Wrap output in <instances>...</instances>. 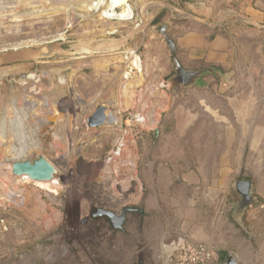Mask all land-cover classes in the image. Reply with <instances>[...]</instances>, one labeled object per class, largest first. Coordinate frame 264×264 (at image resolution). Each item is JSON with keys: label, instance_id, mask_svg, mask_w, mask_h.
<instances>
[{"label": "rangeland", "instance_id": "1", "mask_svg": "<svg viewBox=\"0 0 264 264\" xmlns=\"http://www.w3.org/2000/svg\"><path fill=\"white\" fill-rule=\"evenodd\" d=\"M101 1L0 0V55L38 52L0 66V207L12 222L0 264H171L173 241L210 244L208 264H264V0H249L257 23L231 16L209 33L211 17L199 16L208 40L229 38L224 65L189 61L164 0ZM178 22L177 34L192 27ZM161 25L185 69L214 68L202 85H169L176 65ZM100 106L109 121L89 127ZM40 156L57 177L13 175L14 161ZM239 180L252 182L242 213ZM124 207L134 211L122 229L92 217Z\"/></svg>", "mask_w": 264, "mask_h": 264}, {"label": "crops", "instance_id": "2", "mask_svg": "<svg viewBox=\"0 0 264 264\" xmlns=\"http://www.w3.org/2000/svg\"><path fill=\"white\" fill-rule=\"evenodd\" d=\"M180 2V0H164L159 7L160 9L168 10L170 13L169 21L174 20L173 23L170 22L169 31L179 49L186 53L188 59H190L189 61L195 60L199 63L206 62L224 65L230 59V40L226 35L216 33L213 39L208 40L206 38L208 32L204 33L201 26L203 19L199 18L204 12L208 15L207 17H211L212 19L204 21L207 28L206 31H209V33L212 31L210 24H212L213 28H219L223 25L224 21H230L231 16L241 15L244 17L246 14L254 23H257L262 18V12L259 9L253 8L249 0H209L210 5L205 8L203 3L200 2V11L197 10L196 6L187 5L188 3L181 5ZM183 7H186L193 14H185ZM180 19L188 20L192 27L181 34H177L180 29L184 28V24L178 22ZM125 79L128 80L129 78ZM190 175L188 177L192 179V174ZM215 191L217 196L220 193L219 186Z\"/></svg>", "mask_w": 264, "mask_h": 264}, {"label": "water", "instance_id": "3", "mask_svg": "<svg viewBox=\"0 0 264 264\" xmlns=\"http://www.w3.org/2000/svg\"><path fill=\"white\" fill-rule=\"evenodd\" d=\"M159 31L164 36L166 44L173 56L174 63L176 65V74L169 81V85L173 87H192L200 86L204 83V78L214 72V68H206L202 70L191 71L185 69L178 58L176 57V44L172 38L167 34V26L161 25ZM38 55L37 51L26 50L25 52H9L6 54L0 55V66L4 64H14L24 61L33 60L31 54ZM31 55V56H30ZM21 78H27L26 75H23ZM14 79L19 80L18 77ZM108 110L105 106H100L97 108L96 112L88 118L89 127H98L106 125L109 121ZM110 112V111H109ZM158 130L154 132V136L157 137ZM12 173L14 176L24 177L28 176L33 181H50L54 176H58V171L55 166L51 164L45 157L40 156L34 160H19L14 161L12 164ZM235 189L241 195V201L237 203V212L242 213L243 210L248 207L252 199V182L250 180H239L235 183ZM134 208L124 207L121 211V214H116L113 211L105 209H97L95 213L92 214V217L105 216L109 219L112 228L118 230L122 229L123 225L127 218L128 212H133ZM227 264H237L235 258L231 255H228L226 259Z\"/></svg>", "mask_w": 264, "mask_h": 264}, {"label": "built area", "instance_id": "4", "mask_svg": "<svg viewBox=\"0 0 264 264\" xmlns=\"http://www.w3.org/2000/svg\"><path fill=\"white\" fill-rule=\"evenodd\" d=\"M11 228L12 222L0 207V237ZM165 247L171 264H208L217 258L216 250L206 242L173 241Z\"/></svg>", "mask_w": 264, "mask_h": 264}, {"label": "bare ground", "instance_id": "5", "mask_svg": "<svg viewBox=\"0 0 264 264\" xmlns=\"http://www.w3.org/2000/svg\"><path fill=\"white\" fill-rule=\"evenodd\" d=\"M120 2V1H119ZM1 4V3H0ZM105 4V1L103 0V1H101L99 4H98V8H100L101 6H103ZM97 6V5H96ZM4 7V6H3ZM2 8V7H1ZM3 9V8H2ZM111 15H114V14H111ZM107 17V16H106ZM119 17L120 18H124V17H127V15H126V12H125V14H119ZM32 56H33V58H37L36 57V55L33 53V54H31ZM30 55V56H31ZM87 86H89V85H87ZM2 123V122H1Z\"/></svg>", "mask_w": 264, "mask_h": 264}, {"label": "trees", "instance_id": "6", "mask_svg": "<svg viewBox=\"0 0 264 264\" xmlns=\"http://www.w3.org/2000/svg\"><path fill=\"white\" fill-rule=\"evenodd\" d=\"M159 18H160V16L158 15L154 20H153V24H156V23H158V21H159Z\"/></svg>", "mask_w": 264, "mask_h": 264}]
</instances>
